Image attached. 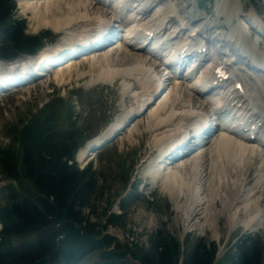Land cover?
Returning <instances> with one entry per match:
<instances>
[{"label":"bare ground","instance_id":"obj_1","mask_svg":"<svg viewBox=\"0 0 264 264\" xmlns=\"http://www.w3.org/2000/svg\"><path fill=\"white\" fill-rule=\"evenodd\" d=\"M19 1V6L22 8L24 14H32L39 25H43L42 27L49 26L56 33L59 32L58 30H62V35L60 36V41L53 47L44 48L35 58H24L11 64L0 61V78L7 77L10 82L16 81L17 75L19 74V66L28 67L34 62L35 66L40 68L42 64L50 62L55 63L62 58L64 51H68V49L74 50L81 43L91 46L90 42L92 39L86 42L79 39L92 32H96L98 29L103 32V39L99 38V43L104 42V40H108L109 36L106 32L111 26V22L114 21L118 23V27L126 30L124 33L125 41L121 39L118 41V44L115 43L114 46L110 48V44H108L100 50L87 54L83 58L89 60V64L91 63L92 67L99 68H97L99 74H97V72L96 74L98 76L96 75L97 78L95 77L97 82H114L118 77L126 81L124 90L129 91L131 94L133 93V96L136 97L137 108L135 112L128 114L126 118H124L125 120L132 116H137L138 114L142 115L141 112L147 107L150 109L149 112L151 113L150 115H152L151 118H153L151 125H149L150 131L157 134L155 137V146H157V148L164 147V151L155 158L148 167L149 170L153 172L151 174L160 178L168 189H172L173 192L175 191L171 198L176 203L180 200L182 187H187L190 201L200 207L198 211L194 209L191 214H189L190 212L187 210L186 215L188 218L189 215L190 217H200V214H202L200 212L204 209L202 206L207 204V201H205L207 199L205 195L207 190L206 183L210 184L209 182L211 180L215 181V185L213 186L216 187L221 179L227 176L226 179H231L230 183H232L231 186H228L230 189V187L238 185L237 183L240 181H249L250 184H247L249 187L251 182L258 177L253 184L254 186H250L248 192L242 190L244 193L240 191L235 193L234 199H237V202L233 203V201L231 203L230 223L233 224V226L236 222L242 225L244 224L247 230H258L264 226V214L262 215L263 218H258V214L264 212V206L261 207L260 205L256 210L250 209V211V207L247 208L249 203L246 204V202L247 200H251V198L245 197L254 193L257 195L256 199L258 200L260 196H262L260 193L262 189H264V148L261 147H264V145L259 144V146L258 144H253L245 140V136L239 133L240 130H236L235 121L229 118L230 115L216 112L212 104V102L216 100V94L214 92L207 93L209 94V98L207 99L206 92L209 91L207 85H201L200 90L195 89L197 88L195 86L199 85V82L196 81L197 78H194L196 76H193V80H189L187 85H185L180 78L174 75L179 73L177 69L172 71L173 73L169 70L164 72V69H162L164 64L160 62L158 56L150 54L147 51L148 47H145L147 39L146 36L143 35L146 31L154 30L157 31L156 33L160 38H169L166 44L160 46L156 36L151 47V50L157 53V55H162L166 63L174 61L175 51L179 45L186 43L189 46H208V53L212 52V58H208L207 61L210 59L212 62L213 57H216L228 63H235L237 65V70L241 71L247 79L254 76L255 86L257 87L256 92H258L259 96L264 97V52L259 49L258 43H254L250 37V31L257 30L258 32V29L262 26H260L262 20L259 19L255 12H251L250 14L253 21L252 25L246 26L248 25L245 22L246 18L240 14L242 7L241 5L237 6L234 15L238 23L233 26L231 16H229L227 24L221 25L220 22H218L220 14H222L226 8L224 4L222 6L223 2L217 5L212 18L208 16L195 18L192 14L187 15L179 6H173L175 11L182 10L180 23L183 29L177 34L179 39L175 40V44H172L171 38L174 36V33L171 32L170 29L164 28L165 21L169 19L167 16V12L169 11H167V9L171 6L169 5L170 3L162 2L158 5L156 10L153 9L154 18H152V12L149 14L148 11L142 12L141 9H148V6L150 7L151 4H154L155 0ZM162 6L166 7L163 8ZM53 8H55V10H53ZM52 10V14L49 15ZM85 18L89 21H84ZM79 19L86 23L79 22ZM254 23L257 24L256 27L253 26ZM91 24V30L82 31V28ZM100 24L105 25V27H100ZM185 34L187 35L185 36ZM262 35L264 37V33ZM123 49H126L132 54L130 58L131 63L120 65L123 67H118L116 66L118 64L115 62V58ZM79 60L80 59H72L67 65H65L66 62H64L56 69L52 70L54 80L58 84L69 82L72 79L73 72H76L75 69H78L80 66L81 62ZM194 63L195 62H192V64ZM192 64H189V68L192 67ZM257 67L260 68V70L252 72L254 71L253 69ZM38 70L37 73L40 74L41 70ZM32 71L33 69L28 68L27 71L25 70L24 73H22L25 79L32 76ZM147 73H149V76L145 77ZM152 78H154V80H151ZM130 79L138 81L143 91L138 92V90H130ZM119 82L121 83V81ZM6 84H8V82H6ZM162 87L165 89L161 91V94L156 98L154 104L150 105L154 96ZM165 92L167 95L162 98ZM185 95L188 96V99H186ZM238 112L247 115L245 106L239 109ZM209 117H211L210 121L207 120ZM219 120L224 121L220 123ZM201 122H205L208 128L218 123L223 127H217V134L211 135L209 141L203 140L202 144L199 146H195L193 141H189V143L193 144L190 145V150L181 157L185 152V148L180 143L186 142L189 139L188 131L191 133L193 129H195L194 132L201 130L203 128ZM123 124L124 120H121L118 122V125L106 128L104 130L105 132H102L103 134L98 139L92 141L93 144L90 143L88 145L89 147L87 146V148L80 151L78 156L79 161L86 162L88 159L85 158L87 150L89 151L92 146L111 137L120 127L124 126ZM174 130L177 131V136L175 135L176 133L172 135ZM172 138L174 141H170L171 143H169V140ZM197 142L195 143L197 144ZM177 156L180 157L176 158ZM242 165L243 167L245 166L246 171L242 174V170L240 172L241 174L238 176L235 174V176L233 172ZM248 168H250L249 174H247ZM256 172H258L257 176L255 175L256 177L252 179ZM224 174L226 175L225 177ZM207 176L209 178L205 180ZM196 180L197 182H195ZM213 181L212 183H214ZM225 186L227 187V185Z\"/></svg>","mask_w":264,"mask_h":264},{"label":"rangeland","instance_id":"obj_2","mask_svg":"<svg viewBox=\"0 0 264 264\" xmlns=\"http://www.w3.org/2000/svg\"><path fill=\"white\" fill-rule=\"evenodd\" d=\"M158 1L163 3L166 1L172 2H167L170 3L169 5H171L167 11H172L173 6H179L183 11L186 10L187 15L192 14L195 16V18L206 16H210L209 18H212L210 13V5L213 4V0H155V3L151 7V11H154L156 8H158ZM216 1L217 0H215V2ZM183 2L184 5L189 4L187 8L183 9ZM239 2H241L243 5L244 13L241 11L240 14L246 18L245 22L248 24L246 26H250L249 23L253 22L252 18L250 17L251 12H255L259 19L262 20L263 24L261 22L260 26H262L257 32L259 35H262L264 33L262 30L264 29V0L262 2L260 0H227V5L226 0H224L222 4L228 7L222 15L220 14V20H218V22H220L221 25L227 24L228 18L231 16L232 24H235V9L233 10V8L237 5L240 6L241 4H238ZM166 6L162 7L165 8ZM53 10H55V8H53ZM53 10L49 13V15L52 14ZM214 13L215 11L213 14ZM16 17L25 20L28 34L34 35L35 33L40 32L41 34H47V36L50 37L49 34L46 33L50 32V27H42L43 25H39L38 21L33 17V15L24 14L21 7L18 9ZM152 18H154V14L152 15ZM84 21L88 22L89 20L85 18ZM234 24L233 26H235ZM256 25L257 24L255 23L253 24L254 27H256ZM88 26H92V24ZM50 33L52 35V32ZM186 35L187 34H185V36ZM257 39L258 36L255 34L253 40L256 41ZM51 41H53V44L48 45L47 48H51L56 44L54 43L53 35ZM262 51L264 52V50ZM120 52L121 53H118L117 57L115 58V62L118 64L116 66L123 67L120 65L131 63L130 58L132 57V54H130V52L126 49ZM85 60L86 59L79 60L81 62L80 66L78 69H75L76 72H73L72 79L65 84H58L54 80L53 74H50L46 77H43L34 84L4 93L0 96V150L8 149L14 145L15 139L12 135H10V129H13L14 132L17 130H22L24 124L30 121L32 117L35 116V113H37V111L42 108V106L58 98H63L62 101L64 103H70L69 109L70 113L73 114V118L67 114L71 120L67 123L64 122L60 124L57 129L80 128L84 131L83 136L86 139L91 134L94 135L96 133H101L110 123L112 124H110L107 128L118 125V122L121 120H124L123 125L126 126L128 123H132L129 122V118L126 120L124 118H126L128 114L135 112L137 108V100L136 97L133 96V93L131 94L129 91L124 90V84L126 81L118 77V79H115L114 82H97L96 78L98 76L97 74H99V68L94 66L93 68L91 63L89 64L90 61ZM148 74L149 73H147V76L145 75V77H148ZM151 80H154V78ZM119 81H121V83ZM130 84L132 86L131 89H134V91H143L141 88L142 86L138 81L130 79ZM166 95L167 93L165 92L162 98H164ZM71 97L72 100L70 99ZM187 97L188 96H186V99H188ZM59 109L60 112L58 114L60 117L65 109L63 108L62 104ZM148 114L150 115L151 113L149 112L141 118H138V121L132 124V126L129 127L125 133L119 135L113 141L114 143L112 142L101 152L97 153L93 159L90 158V162H86L87 167L90 165L93 166V179L95 180V183L97 182L96 187H93V190L95 189L94 196L96 191L100 189L103 190V195H101L103 197H99L100 199L98 198V200L96 197V200H94L97 202V208L94 210L95 213L88 211V214L92 215L93 222H97L101 216L102 210H104L108 205V201L113 202V200V206L109 209L108 215L110 213H122L118 200L123 198L126 193L130 191L129 188L127 190L124 188L126 178L127 176H130V183H133L138 187V199L127 208L125 217L123 218L124 221L121 226L109 227L108 231H106L109 235L115 237L119 243H121V245L130 247L135 243H139L148 249L150 235L154 233L155 230L164 226L183 242L187 241L188 250L192 249L199 239L204 238L206 240L219 243L221 247L220 257L223 256L228 251L230 244L234 243L238 238H240V236L247 233L244 224L242 225L239 222H236V224L233 226V224L230 223V213L232 208L231 203L233 201V203L237 202V199H234L235 193H238L239 191L244 193V190L248 192L250 186H254L253 184L258 177L251 182L249 187L247 185L249 181H240L237 183L238 185L230 187V189L228 186H231L232 184L230 183L231 179H226L227 176L225 174L224 177H226L221 179L220 183L216 186L217 188L213 186L215 185V181L211 180L209 182L210 184L206 183L207 190L205 195L207 196V199L205 201H207L206 205L208 206H202L204 209L200 211L202 213L200 214V217H190L189 215L188 218L186 215L187 210H189V214H191L194 209L198 211L200 207L190 201V197L187 193V187H182L180 200L178 203H176L171 198L175 191L173 192L172 189H168L160 178H157L151 174L153 172L148 168L153 160H155V158H157L164 151V147L157 148V146H155V137L157 134L150 131L149 125H151L153 118H151L152 115L149 116ZM67 124L68 126H66ZM85 131L87 135L85 134ZM176 132L177 131L174 130L172 135H174ZM103 133H101L99 137ZM175 135L177 136V133ZM173 138L169 140V143L174 141L175 138ZM90 143L93 144V142L90 141L82 149L87 148ZM89 151L87 150L85 158L90 156ZM82 166L83 164H81V167ZM238 168L235 170V172H233L234 175L237 174L238 176L241 173L244 174L243 172L246 171V168L245 166L243 167V165ZM247 170V174H249L250 168ZM257 173L258 172L254 174L252 179L257 176ZM207 178L209 177L207 176L205 180H207ZM212 181L214 183H212ZM195 182H197V180ZM224 184L227 185V187ZM28 186V183L25 181L19 182L12 181L10 179L7 180L0 171V204L7 206L10 205L11 200L18 199L19 197H16V195L18 193H22L23 191L26 192ZM244 186L248 188H245ZM261 194L262 196H260V199L258 200L256 199L257 195L254 193L245 196L251 198V200H247L246 202V204L249 203L247 206V208L250 207L249 210H256L260 205L261 207L264 206V189H262L260 195ZM263 214L264 212H260L258 214V218H263ZM104 219H107V217ZM261 228H264V226ZM257 232L264 234V229ZM26 240L29 241L31 238ZM23 241L24 239L19 238L17 244H20ZM122 251L123 250H120V252ZM126 260L134 263L129 255L126 256ZM98 263H101V252L92 254L81 264Z\"/></svg>","mask_w":264,"mask_h":264},{"label":"trees","instance_id":"obj_3","mask_svg":"<svg viewBox=\"0 0 264 264\" xmlns=\"http://www.w3.org/2000/svg\"><path fill=\"white\" fill-rule=\"evenodd\" d=\"M14 9V0H0L3 59L35 54L45 45V36L24 33L25 22L14 19ZM61 104L65 111L59 117ZM69 107L62 100L47 104L22 130L10 129L14 145L0 150L2 174L29 185L10 205L0 204V264H36L44 257L52 264H80L95 251H101L100 264H264L263 234L242 235L220 258L214 241L201 238L188 250L187 241L164 226L150 235L148 249L139 243L121 245L112 235L104 234L110 226H121L126 208L138 199L137 190L120 201L123 215H108L113 200L102 210L99 222L92 221L88 211L95 213L94 200L103 197V190L94 196L97 182L92 167L80 170L75 164L76 152L86 139L84 131L57 129L71 120L68 115L73 118ZM128 181L129 176L126 185ZM11 237L33 239L8 247ZM127 255L134 263L126 260Z\"/></svg>","mask_w":264,"mask_h":264},{"label":"water","instance_id":"obj_4","mask_svg":"<svg viewBox=\"0 0 264 264\" xmlns=\"http://www.w3.org/2000/svg\"><path fill=\"white\" fill-rule=\"evenodd\" d=\"M36 264H51V263L48 258H42Z\"/></svg>","mask_w":264,"mask_h":264}]
</instances>
